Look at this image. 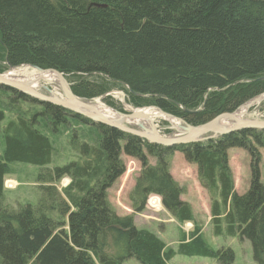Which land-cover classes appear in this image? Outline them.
Instances as JSON below:
<instances>
[{
  "label": "trees",
  "instance_id": "trees-1",
  "mask_svg": "<svg viewBox=\"0 0 264 264\" xmlns=\"http://www.w3.org/2000/svg\"><path fill=\"white\" fill-rule=\"evenodd\" d=\"M0 56L11 68L103 74L132 95L149 97L160 111L200 126L264 94V0H0ZM1 90L7 94L0 105L12 117L0 156V264H167L176 255L232 264V250H211L190 205L180 199L184 189L169 171L175 152L197 168L210 196L214 236L248 241L253 261L264 264V130L166 148L96 125L95 145L71 134L78 160L48 169L53 148L41 122L52 132L68 118L91 123ZM71 91L86 100L103 95L100 85L83 79ZM35 105L41 109L32 111ZM237 148L250 159L249 188L242 195L228 159ZM122 153L141 165L128 196L133 212H143L148 197L157 196L179 224L194 225L189 241L182 239L176 250L137 228L134 214L119 216L110 204L108 190L125 173ZM12 162L43 168L35 205L3 206ZM62 178L70 182L59 192L55 182Z\"/></svg>",
  "mask_w": 264,
  "mask_h": 264
},
{
  "label": "rangeland",
  "instance_id": "rangeland-1",
  "mask_svg": "<svg viewBox=\"0 0 264 264\" xmlns=\"http://www.w3.org/2000/svg\"><path fill=\"white\" fill-rule=\"evenodd\" d=\"M19 69H29L30 71H37L29 66H20L16 68H9L4 62L2 56H0V74L11 75L12 72ZM11 71V72H10ZM41 72V71H37ZM64 83L67 88L71 89V85L79 80H86L91 83L100 85L103 89V95L99 98L90 99L85 101L87 104L91 101L98 100L103 108H106L105 113H109L108 109H112L114 112L119 114H128L136 110L143 108H153L151 106V100L147 96H134L132 95L127 87L124 85L110 80L103 74H76V75H63ZM55 89L58 91V95L54 94ZM33 90L53 96H59L63 98L64 94L55 88V85L42 82L37 86L33 87ZM6 92L0 91V103L6 98ZM248 103V102H247ZM239 107L246 108V113L242 120H257L264 121V94L260 97L258 102L255 103L251 108L247 107V104ZM32 111L41 109V106H30ZM95 109V108H93ZM0 110L4 113V119L0 121V156H2L5 148V142L3 137V131L7 122L12 117L11 112L0 105ZM237 110V111H238ZM236 111V117H237ZM173 117V116H172ZM172 119L178 120L173 117ZM155 130L158 131L162 137L174 136L175 130L170 126L168 121L165 120L164 116L157 119H152ZM44 122V121H43ZM41 122L39 126L40 131L45 134L53 148L51 162L46 167L53 169L55 167H62L69 164L70 162L78 160L79 155L72 149L70 145V136L76 133L77 136L89 144L95 145L99 132L96 125H86L73 118H68L67 123L56 132H52L48 129L44 123ZM124 126L140 129L134 124H122ZM146 126V124H145ZM147 127V126H146ZM182 127V126H181ZM142 128V127H141ZM144 129H147L144 127ZM149 130V129H147ZM231 156L235 154L236 157L233 159L232 166L229 167L232 172L233 178L236 179V192L237 194H245L249 188L250 181V170L249 164L250 159L246 151L242 149H234L229 151ZM228 152V153H229ZM175 152L173 154H176ZM182 155V154H181ZM261 180L264 182V151L261 150ZM172 157L170 162L169 171L177 184L184 189V194L180 199L189 205H193L198 210V221L195 225L203 230V238L206 241L208 247L213 251L221 249H231L234 254V262L232 264H256L252 258L251 245L248 241H240L237 238L230 237H215L213 234V227L210 222L207 224V215L210 213L211 200L208 192L201 187L197 179V168L194 164L188 163L184 156L174 159ZM121 159L125 165V173L113 184L108 190V200L112 207L115 209L119 216H134V223L137 228L147 230L156 235L162 242L168 247L176 250L182 239L186 242L189 241L190 234L193 231V224L184 223L179 224L161 205L159 197L149 196L146 202L145 210L141 213H134L129 201V193L135 185V181L141 172L140 162L134 158L126 156L124 153L121 154ZM148 162L150 165H155L156 161L154 158L148 156ZM9 174L5 177L4 181V192L2 204L4 207L16 209L20 205L31 204L35 205L40 198L39 184L37 183V177L43 168L25 164L12 162L8 163ZM45 169V168H44ZM236 177H235V176ZM68 178H62L55 182V187L60 192L66 188L69 184ZM235 188V184H234ZM190 205L191 209L192 206ZM156 209V210H155ZM193 210V209H192ZM193 213V212H192ZM211 218V214H210ZM211 221V220H210ZM207 224V225H206ZM186 233V234H182ZM124 264H138L134 260H129ZM167 264H218L211 259L206 258H187L180 255H176Z\"/></svg>",
  "mask_w": 264,
  "mask_h": 264
},
{
  "label": "water",
  "instance_id": "water-1",
  "mask_svg": "<svg viewBox=\"0 0 264 264\" xmlns=\"http://www.w3.org/2000/svg\"><path fill=\"white\" fill-rule=\"evenodd\" d=\"M9 68L11 69V67ZM31 68L41 72L50 71L59 76H63V74L53 70H39L33 67ZM0 86L6 89H10L12 91L19 92L23 95H26L40 104H49L55 107L62 108L65 111L71 113L72 116L82 117L87 121H89L91 124L114 128L123 133L139 138L143 142H146L148 144L159 145L166 148L191 145L208 139H214L220 136L228 135L246 129H254L260 131L264 130V121H257V120L240 121L236 117V111L238 110L237 109L234 113L221 114L215 117L214 119H212L211 121L207 122L206 124L200 126H191L188 125L183 120L178 119L177 121L182 125V128H179V130L173 128V130L175 131L177 130L176 131L177 134H175L174 136L162 137L159 135L158 131L155 130L154 128L151 131L144 128H140L138 130L106 120L105 118H103V116L95 112L93 108L85 102L87 101L86 99H82L75 96L72 93L71 89L67 88L66 86L64 87L65 89L63 90L64 96L62 99L52 96L50 94V91L48 92L49 95H46L39 93L35 90H32L24 85L17 84L7 79L3 74H0ZM261 96L262 95L249 101L247 103L248 104L247 107L251 108L253 105H255V103L258 102ZM159 112L165 117L173 118L171 115L166 114L160 110ZM121 115L129 119H134L137 118L138 116L135 113L121 114ZM221 120H227V121L232 120L235 125L230 128L223 129L218 124V122H220Z\"/></svg>",
  "mask_w": 264,
  "mask_h": 264
},
{
  "label": "bare ground",
  "instance_id": "bare-ground-1",
  "mask_svg": "<svg viewBox=\"0 0 264 264\" xmlns=\"http://www.w3.org/2000/svg\"><path fill=\"white\" fill-rule=\"evenodd\" d=\"M5 77L9 79L10 81H13L17 84L24 85L26 87H29L32 90H33V87L37 86L39 83H42V82H48V83L55 85V88H58L62 93H63V90L65 89L64 87L66 86L62 76H59L50 71L37 72V71H30L29 69H19V70H15L14 72H12L10 76L6 75ZM54 94L58 95V91L56 89L54 91ZM57 98H59V96ZM88 105H90L92 108H95L93 110L99 113L101 116H103V118H105L108 121L115 122L121 125L131 123V124H134L138 128L145 127L149 129L150 131L153 130L154 128V125H153L154 121H152V119H156L157 121L158 118H160L161 116L162 117L164 116L159 112V109L157 108L155 109L143 108V109H139V110L132 112L138 115L137 118L129 119L127 117L122 116L119 113L114 112L110 108L108 109L110 114L105 113L107 111L106 108L104 109L98 100L91 101V103L90 104L88 103ZM245 113H246V108H241L240 110L237 111V118L240 121H244L242 119L244 118ZM164 118L166 121H168V123L170 124L172 128L177 129V130H179V128H182L181 127L182 125L176 119L168 118L165 116ZM145 124L147 127L145 126ZM218 124L223 129H227L235 125L232 120L231 121L221 120L220 122H218Z\"/></svg>",
  "mask_w": 264,
  "mask_h": 264
},
{
  "label": "crops",
  "instance_id": "crops-1",
  "mask_svg": "<svg viewBox=\"0 0 264 264\" xmlns=\"http://www.w3.org/2000/svg\"><path fill=\"white\" fill-rule=\"evenodd\" d=\"M182 155L180 154V153H176L175 155H174V159H177V158H180ZM228 156H229V158H230V156H231V154H230V152L228 153ZM236 157V155L235 154H233L232 155V157H231V159L229 160V163H230V166H232V163H233V159ZM182 158V157H181ZM235 176V175H234ZM236 177V176H235ZM264 183V182H263ZM234 184H235V190H236V179L234 178ZM191 205V204H190ZM192 206V212H193V218H194V221L195 222H197L198 221V219H199V217H198V210L193 206V205H191ZM156 210V209H155ZM207 215V217H205V218H207V224L210 222V220H211V218H210V213H208V214H206ZM206 224V225H207ZM203 230H204V228L201 230V233H203ZM182 234H186V233H182Z\"/></svg>",
  "mask_w": 264,
  "mask_h": 264
}]
</instances>
